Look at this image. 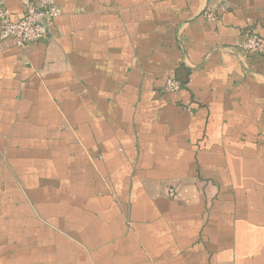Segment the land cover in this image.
<instances>
[{
  "label": "crops",
  "instance_id": "obj_1",
  "mask_svg": "<svg viewBox=\"0 0 264 264\" xmlns=\"http://www.w3.org/2000/svg\"><path fill=\"white\" fill-rule=\"evenodd\" d=\"M57 3L0 39V264H264V0Z\"/></svg>",
  "mask_w": 264,
  "mask_h": 264
},
{
  "label": "built area",
  "instance_id": "obj_2",
  "mask_svg": "<svg viewBox=\"0 0 264 264\" xmlns=\"http://www.w3.org/2000/svg\"><path fill=\"white\" fill-rule=\"evenodd\" d=\"M227 0H217L214 6H207L205 18L216 20L223 4ZM62 10L57 0H25L24 15L19 20L12 18L11 11L0 0V39L12 40L19 47L30 42L45 40L50 36L54 20L60 16ZM248 53L264 54V36L249 32L240 43ZM182 84L176 79H168L165 89L169 92L180 90Z\"/></svg>",
  "mask_w": 264,
  "mask_h": 264
}]
</instances>
